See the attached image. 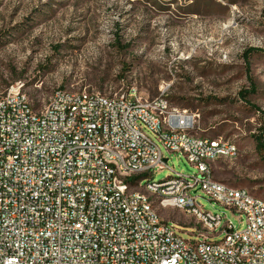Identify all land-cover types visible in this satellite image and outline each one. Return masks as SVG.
Wrapping results in <instances>:
<instances>
[{"label":"built area","instance_id":"built-area-1","mask_svg":"<svg viewBox=\"0 0 264 264\" xmlns=\"http://www.w3.org/2000/svg\"><path fill=\"white\" fill-rule=\"evenodd\" d=\"M167 92L150 98L121 79L57 90L40 108L21 81L0 95V264H264V200L213 174L236 143L194 134L199 115ZM145 128L198 174L154 182L167 161ZM199 190L246 228L205 212ZM160 208L190 215L201 239L184 240ZM219 229L225 239L210 242Z\"/></svg>","mask_w":264,"mask_h":264},{"label":"rangeland","instance_id":"rangeland-1","mask_svg":"<svg viewBox=\"0 0 264 264\" xmlns=\"http://www.w3.org/2000/svg\"><path fill=\"white\" fill-rule=\"evenodd\" d=\"M121 79L150 98L168 87L172 106L199 115L194 134L235 142L237 158L215 161L214 178L264 200L256 142H264V0H0V95L21 81L40 108L57 90H104ZM145 130L167 160L151 171L154 182L198 174ZM193 195L205 212L246 228L240 214ZM159 214L184 240L201 239L190 215ZM216 232L210 242L225 239Z\"/></svg>","mask_w":264,"mask_h":264},{"label":"trees","instance_id":"trees-1","mask_svg":"<svg viewBox=\"0 0 264 264\" xmlns=\"http://www.w3.org/2000/svg\"><path fill=\"white\" fill-rule=\"evenodd\" d=\"M242 97L246 96V93L242 92L241 93ZM256 142H257V150L259 152H264V142L262 139L256 138Z\"/></svg>","mask_w":264,"mask_h":264},{"label":"water","instance_id":"water-1","mask_svg":"<svg viewBox=\"0 0 264 264\" xmlns=\"http://www.w3.org/2000/svg\"><path fill=\"white\" fill-rule=\"evenodd\" d=\"M167 161V160H166Z\"/></svg>","mask_w":264,"mask_h":264}]
</instances>
